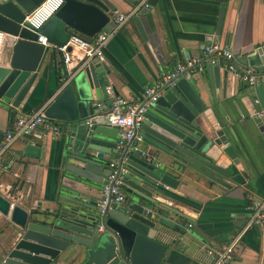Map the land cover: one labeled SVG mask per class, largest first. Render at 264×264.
Returning a JSON list of instances; mask_svg holds the SVG:
<instances>
[{
    "label": "water",
    "instance_id": "obj_1",
    "mask_svg": "<svg viewBox=\"0 0 264 264\" xmlns=\"http://www.w3.org/2000/svg\"><path fill=\"white\" fill-rule=\"evenodd\" d=\"M43 1L0 0L2 108L18 107L48 55V48L35 42L36 35L58 48L67 41L68 31L88 39L109 31L116 17L109 0H62L61 7L34 34L23 21ZM137 19L133 22L141 34ZM243 58L244 66L260 70L264 46ZM97 64V60L87 64L84 78L68 80L45 104L43 114L57 132L48 141L32 142L36 132L22 139L21 157L42 159L40 147L47 144L61 177L74 185L57 196L52 209L43 211L0 196V218L6 225L0 264H161L162 241L186 227L181 225L180 212L161 201L167 190L175 189L178 177L191 171L201 181L227 188L218 180L227 181L230 176L222 154L227 143L211 111L186 79L178 77L172 88H160L158 97L146 107L139 129L143 139L137 148L127 144L117 149L112 140L115 130L100 126L95 118L111 102L106 100V81ZM256 91L264 108V96L259 87ZM98 96L104 102L96 109L92 100ZM87 119L90 126L85 125ZM253 123L264 142L262 118L254 117ZM111 156L125 171L121 186L125 199L99 214V185L106 183L103 178Z\"/></svg>",
    "mask_w": 264,
    "mask_h": 264
},
{
    "label": "crops",
    "instance_id": "obj_2",
    "mask_svg": "<svg viewBox=\"0 0 264 264\" xmlns=\"http://www.w3.org/2000/svg\"><path fill=\"white\" fill-rule=\"evenodd\" d=\"M109 2L115 7L114 14L132 15L107 40L97 64L99 75L104 74L106 81V100H111L115 91L120 98L140 101L145 88L156 84L177 63L200 56L207 45L226 47L234 58L238 57L242 68H246L243 56L264 46V0ZM134 17L138 18L141 34L133 22ZM72 56L69 69H74L76 58L80 57L74 51ZM83 69L73 72L68 80L84 78ZM252 70L256 77H261L264 65L260 70ZM63 76L59 55L48 48V55L18 107H0V142L15 117L32 115L54 98L65 85L60 81ZM184 79L211 111L216 129L225 138L227 147L222 154H225L230 176L227 181L218 178L219 182H225L227 188H223L201 181L196 173L186 171L178 177L175 189L166 191L162 203L176 208L183 217L181 225L186 227L162 241L165 251L161 264H206L204 248L217 247L238 235L249 200L264 197V142L253 123V118L260 113L264 125V108L256 91L259 87L264 96V81L257 79L253 87L239 82L224 69L222 58H217L213 65L204 63L200 73ZM254 100L258 103L254 104ZM92 102L103 103L104 99L93 97ZM113 134L112 140L116 142L115 132ZM51 135L38 130L31 141H48ZM22 149L21 139L12 142L0 156V196L26 208L52 209L57 196L74 184L61 177L47 144L40 147L42 159L23 158ZM111 160L115 157L111 156ZM5 164L8 169L2 170ZM89 195L97 196L93 192ZM174 196L183 202L179 203ZM4 226L0 218V246L6 237ZM230 264H264V225L241 234Z\"/></svg>",
    "mask_w": 264,
    "mask_h": 264
},
{
    "label": "built area",
    "instance_id": "obj_3",
    "mask_svg": "<svg viewBox=\"0 0 264 264\" xmlns=\"http://www.w3.org/2000/svg\"><path fill=\"white\" fill-rule=\"evenodd\" d=\"M144 4V7L147 5ZM62 5V0H44L35 10L24 18V23L34 34ZM132 15V13L130 14ZM130 15H116L112 28L107 32H98L91 38H84L77 34H70L64 45L55 48L46 43L41 35H36V43L42 47L50 48L56 52L64 68V76L61 83L65 84L68 78L75 71L82 70L93 60L100 61L102 59V49L107 40L129 19ZM4 34L0 32V50L3 43ZM76 52L80 57L76 58L74 69H69L68 65L72 62V52ZM217 58L224 60V69L232 74L239 82L249 87H253L257 79L264 81V74L256 77L252 68H242L236 58L224 46L218 44L207 45L203 48L200 56L191 59H185L182 63H177L173 69L165 73L160 80L143 90L142 99L140 101L125 100L120 97H113L107 109L95 116L100 126L113 128L116 134V148L121 149L127 144H131V148L135 150L142 142L143 136L139 131L143 114L148 105L155 101L158 97L160 88L170 89L174 86L178 77L189 78L194 74L203 70L204 63L210 65L215 64ZM254 104L258 101L254 100ZM94 108L99 109L102 103H93ZM43 108H40L32 115L17 116L11 126L4 132L0 142V156L5 152L7 147L14 141L21 140L38 130L48 131L52 134L57 132V127L45 118ZM258 113L256 117H261ZM85 125L90 126L89 119L85 121ZM145 152V151H144ZM108 175L105 177L106 183L101 186L99 191L100 199L96 207L99 214L105 209L109 210L113 205L124 202L125 196L122 192V176L125 173L122 166L117 167L116 161H111L107 165ZM7 166H2V170H7ZM245 221L242 230L229 242L221 244L217 247H205L204 254L207 260L206 264H230L233 254L237 249V245L241 234L252 228L264 225V197L260 200H249L248 205L244 208ZM101 232V228L98 227Z\"/></svg>",
    "mask_w": 264,
    "mask_h": 264
},
{
    "label": "trees",
    "instance_id": "obj_4",
    "mask_svg": "<svg viewBox=\"0 0 264 264\" xmlns=\"http://www.w3.org/2000/svg\"><path fill=\"white\" fill-rule=\"evenodd\" d=\"M5 163V162H4ZM6 165V164H5Z\"/></svg>",
    "mask_w": 264,
    "mask_h": 264
}]
</instances>
